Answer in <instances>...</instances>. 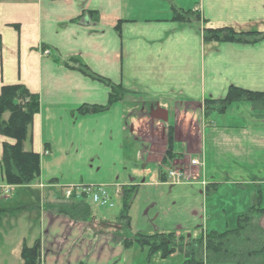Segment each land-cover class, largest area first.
I'll use <instances>...</instances> for the list:
<instances>
[{"label":"crops","instance_id":"0c3cea01","mask_svg":"<svg viewBox=\"0 0 264 264\" xmlns=\"http://www.w3.org/2000/svg\"><path fill=\"white\" fill-rule=\"evenodd\" d=\"M174 9L198 11L201 22L175 21ZM226 27L264 33V0H0V94L21 84L39 96L23 148L41 156L36 181L7 184L3 144L15 140L0 134V264H24L23 244L37 238L42 264H122L132 247L93 238L83 223L43 201L71 185L136 188L147 177L161 183L169 127L176 157H199L198 173L210 185L219 167L211 157L221 144L238 167L250 164L264 173V111L249 103L248 110L229 112L242 101L224 113H249L259 121L252 124L230 115L219 124L218 112H206V101L224 98L232 86L264 92V40H203L204 28ZM71 58L134 93L105 111L80 113L85 104L107 105L110 89L66 66ZM131 98L142 112L149 103L163 115L146 134L140 133L142 117L127 105ZM258 195L263 200L261 189ZM21 204L34 205L29 216L21 218Z\"/></svg>","mask_w":264,"mask_h":264},{"label":"trees","instance_id":"16d2710c","mask_svg":"<svg viewBox=\"0 0 264 264\" xmlns=\"http://www.w3.org/2000/svg\"><path fill=\"white\" fill-rule=\"evenodd\" d=\"M174 20L180 23L191 21L201 22L198 11H180L174 9ZM205 42H232L240 44H254L264 40V33L259 31L237 32L233 28H204L202 30ZM66 66L76 69L84 75L105 84L109 89L107 105H82L78 111L82 114L102 112L114 103L122 101L134 93L132 89L115 84L110 79L94 72L88 65L78 58L65 61ZM249 102L255 109L264 108V92L230 87L222 99L206 101V112L216 111L224 114L230 105L236 102ZM40 110V98L21 84L4 86L0 94V134L14 139L15 143L3 144L1 158L2 171L7 184L28 185L37 180L40 175V154L24 151L23 145L28 137L34 116ZM9 113L7 120L3 115ZM210 113H205L209 115ZM176 158L174 154V133L169 129L166 157L161 165V182H167V172L170 160ZM136 190L125 189L122 197V210L119 220L126 232L131 230V207ZM60 204L53 211L68 215L73 220L84 221L91 216L92 204L86 199L60 200ZM262 197L256 196L254 203L248 210L238 216V227L219 233L207 232L194 240L193 246L186 252L183 264H264V231L254 221L264 215ZM175 232L156 233L154 235L134 234L123 239L125 247L138 244L148 246L151 254L161 253L166 258L176 251L173 245ZM24 264H42L41 239L37 238L32 245L24 242L21 252ZM261 258V259H260ZM260 259V260H259ZM263 259V260H262ZM79 264H86L80 262Z\"/></svg>","mask_w":264,"mask_h":264},{"label":"rangeland","instance_id":"374dc122","mask_svg":"<svg viewBox=\"0 0 264 264\" xmlns=\"http://www.w3.org/2000/svg\"><path fill=\"white\" fill-rule=\"evenodd\" d=\"M131 99V102H127V105H132V110H135L132 111V114L135 113L138 117H142L143 122L140 123V133L146 134L151 127L150 124L157 119H161L163 115L162 113H154L156 108L151 104L149 105V103H144V111L142 112V108L139 106L141 102L138 101L139 104L134 106L136 98ZM242 105L244 106H231L229 112H241L251 107L249 102H242ZM256 110L264 111V108ZM228 115L233 117L232 119L237 118V116H241V119L245 117V120L251 124L252 122H259L257 119L252 118L249 113L217 114L215 121L220 119L218 122L222 124ZM169 129L171 128L169 127ZM169 129L167 131V141ZM220 147L221 153L219 155L213 154L211 157L219 165L215 185L208 184L207 187H204L200 182L201 177L197 181L185 180L180 184L161 182L156 185L152 184L147 177L146 182L137 183L136 188L134 186H121L123 193L128 188H131L132 192L136 190L130 211L131 230L127 232L118 218L122 210V198L114 197L115 206L111 208L91 203V216L84 221L73 220L68 215L66 216L74 222L83 223L80 225L83 227L84 232L90 233L93 238L97 237L115 246L124 245L125 235L132 237V235L139 233L154 235L158 232H175L173 245L176 251L174 254L162 258L159 252L151 254L148 246L141 247L134 244L131 249L125 251L122 264H183L186 252L192 248L194 240L199 235L212 231L222 233L237 228L238 216L245 213L249 206L254 203L258 189H261L264 195V183H260V179H258L263 178L264 181V173L259 175L257 171L253 170L254 168L252 169L253 166L250 164L245 167H238L230 154L229 157L224 156L226 145L221 144ZM216 150L214 149V152ZM187 161L184 162L188 163ZM246 162L250 163V160L248 159ZM172 163L183 162L182 159L176 157L170 160L169 166ZM131 164L132 166L137 165L132 162ZM254 176L256 180L252 179L251 181L250 179ZM242 178L246 181L242 182ZM22 194L25 193L22 192ZM46 199L47 201H43L44 206L53 211L51 207L57 208L62 196H57V198L46 197ZM89 201L90 199H88ZM262 202V207H264V198ZM39 204L41 205V201L37 199V205ZM24 206L25 204L20 206L21 218L29 216L27 213H30V208L34 205ZM53 212L55 213V211ZM262 216L256 219L254 223L264 231V217ZM82 237H85V235H82Z\"/></svg>","mask_w":264,"mask_h":264},{"label":"built area","instance_id":"2783aa9c","mask_svg":"<svg viewBox=\"0 0 264 264\" xmlns=\"http://www.w3.org/2000/svg\"><path fill=\"white\" fill-rule=\"evenodd\" d=\"M201 161L199 158H190L188 163H173L168 170L167 178L171 184H180L185 180L194 181L199 176ZM196 172H195V171ZM205 185L206 182H203ZM123 191L119 185H71L63 189L65 199H90L100 206L113 207L112 196L121 197Z\"/></svg>","mask_w":264,"mask_h":264}]
</instances>
